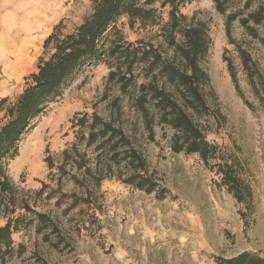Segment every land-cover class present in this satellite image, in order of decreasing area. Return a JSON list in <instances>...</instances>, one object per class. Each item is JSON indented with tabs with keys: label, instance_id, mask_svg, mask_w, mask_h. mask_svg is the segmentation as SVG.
<instances>
[{
	"label": "rangeland",
	"instance_id": "1",
	"mask_svg": "<svg viewBox=\"0 0 264 264\" xmlns=\"http://www.w3.org/2000/svg\"><path fill=\"white\" fill-rule=\"evenodd\" d=\"M244 1L236 4L243 14L254 10L258 1L264 3L257 0L246 9ZM155 6L157 24L130 27L126 18L117 22L124 41L144 40L164 50L162 26L169 20L170 6H161L160 2ZM91 10L92 0H73L71 7L57 10L54 20H40L39 26H34V19H24V12L17 14L6 0H0V98L14 100L22 91L24 78L37 69L43 37L55 23L61 19L64 31H71ZM181 13L208 25L212 46L202 64L210 77L206 97L215 115L203 123L208 139L221 146L225 156L234 155L240 160L242 176L253 186V214L243 216L244 205L220 185L221 174L206 166L199 155L172 151L170 128L155 125L153 140L140 126L132 128L137 118L127 107L129 132L138 139L155 176L167 189L166 196L159 199L155 194L107 179L90 205L67 209L70 198L59 200V204L58 195L46 198L57 187L49 176L52 170L46 158H53L57 164L61 152L75 140L71 119L76 113L94 111L107 117L108 105L118 94L114 83L107 81L109 66L101 62L79 72L62 95L48 105L8 166L14 182L29 191L31 204L37 201L33 208L49 214L59 227V232H52L43 225L39 234L36 221L14 233L16 244L23 243L27 248L25 258L35 253L32 261L40 256L39 264H218V257L229 258L244 251L264 257V107L238 52V46L246 49L264 74V44L249 35L238 20L232 24L230 39L226 15L216 10L213 0L187 3L181 6ZM18 22L22 25L17 26ZM260 33L264 35L262 28ZM34 36L37 40H32ZM109 37L113 40L116 35ZM226 57L237 70L240 92ZM43 182L50 187L42 196H36L34 192L42 188ZM63 183V190L72 192L73 183ZM5 223L6 218L0 214V226ZM46 233L49 241L43 238Z\"/></svg>",
	"mask_w": 264,
	"mask_h": 264
},
{
	"label": "trees",
	"instance_id": "2",
	"mask_svg": "<svg viewBox=\"0 0 264 264\" xmlns=\"http://www.w3.org/2000/svg\"><path fill=\"white\" fill-rule=\"evenodd\" d=\"M193 1L92 0L91 12L72 31L65 32L62 22L54 26L43 41L37 69L24 78L18 96L14 100L8 96L0 98V214L6 218V223L0 226V264H39L42 260L37 256L33 262L35 253L25 258L26 246L16 244L13 235L23 228L37 221V233L41 234L45 227L59 232L53 217L33 208L37 201L34 199L31 204L29 191L14 182L8 166L19 155L22 140L48 105L62 95L79 72L101 62L109 66L107 81L114 83L118 94L108 105L107 117L94 111L76 113L71 119L75 140L61 152L57 164L53 158H46L52 170L49 176L57 186L46 198L60 196L57 204L70 198L72 202L67 209L90 205L107 179H116L159 199L166 196L167 189L155 176L138 139L129 132L125 121L127 107L137 118L132 128L140 126L151 140L155 125L170 128L172 151L199 155L206 166L221 174L220 185L244 205L243 216L253 214V186L242 176L240 160L234 155L225 156L221 146L208 139L207 125L203 123L205 118L215 115L206 97L210 77L202 64L209 55L212 38L205 21L181 13V6ZM213 1L216 10L226 15L230 39L232 24L238 20L249 35L264 44V35L260 33V28L264 30L262 1L244 14L236 6L242 0ZM254 1L257 0H245L244 8H250ZM157 2L170 6L169 20L162 26L164 50L144 40L124 41L117 22L126 18L130 27L157 24ZM111 34L116 35L113 40L109 39ZM238 52L243 70L264 107V74L246 49L238 46ZM226 60L240 92L237 70L232 60L227 57ZM64 181L73 183L72 192L63 190ZM49 187L43 182L42 188L34 193L42 196ZM18 210L24 212L17 213ZM43 238L50 240L47 233ZM217 263L264 264V257L244 251L229 258L218 257Z\"/></svg>",
	"mask_w": 264,
	"mask_h": 264
},
{
	"label": "crops",
	"instance_id": "3",
	"mask_svg": "<svg viewBox=\"0 0 264 264\" xmlns=\"http://www.w3.org/2000/svg\"><path fill=\"white\" fill-rule=\"evenodd\" d=\"M6 3L8 4V7L11 10L16 11L17 14H23L24 12V19H34V21H32L31 23L34 26H39L40 20H46V22H49V20H54L57 14V10H59L60 12L68 6L71 7L73 0H6ZM61 21L62 20L60 19V21L53 25L50 31L45 33L43 41L52 32L54 26H56ZM81 22L82 21H80V23ZM19 24L21 23L18 22L16 25L19 26ZM36 33L37 32H33V35L36 36ZM35 36L32 40H37Z\"/></svg>",
	"mask_w": 264,
	"mask_h": 264
},
{
	"label": "bare ground",
	"instance_id": "4",
	"mask_svg": "<svg viewBox=\"0 0 264 264\" xmlns=\"http://www.w3.org/2000/svg\"><path fill=\"white\" fill-rule=\"evenodd\" d=\"M22 159H23V158H22ZM24 159H25V158H24ZM22 162H24V161H22ZM18 163H20V162L18 161ZM17 165H18V164H17ZM20 165H21V164H20ZM20 165H19V166H20ZM15 168H16V167H15Z\"/></svg>",
	"mask_w": 264,
	"mask_h": 264
}]
</instances>
